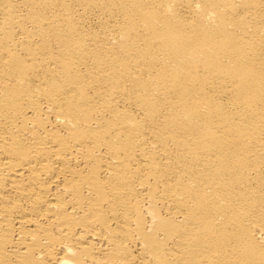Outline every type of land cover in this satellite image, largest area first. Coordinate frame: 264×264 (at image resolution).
<instances>
[{
  "label": "bare ground",
  "instance_id": "bare-ground-1",
  "mask_svg": "<svg viewBox=\"0 0 264 264\" xmlns=\"http://www.w3.org/2000/svg\"><path fill=\"white\" fill-rule=\"evenodd\" d=\"M0 264H264V0H0Z\"/></svg>",
  "mask_w": 264,
  "mask_h": 264
}]
</instances>
